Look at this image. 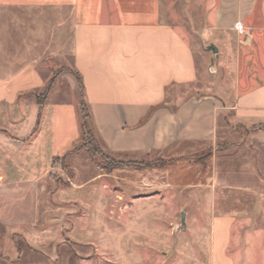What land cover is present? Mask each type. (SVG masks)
Here are the masks:
<instances>
[{
	"label": "rangeland",
	"instance_id": "obj_1",
	"mask_svg": "<svg viewBox=\"0 0 264 264\" xmlns=\"http://www.w3.org/2000/svg\"><path fill=\"white\" fill-rule=\"evenodd\" d=\"M191 3L163 0V20L180 28L191 44L199 72L196 88L232 108L238 97L264 83V28L253 39L246 33L202 40L205 25L187 22ZM58 18L53 9L0 7L6 56L13 59L21 49L49 76L53 92L46 110L55 102H79L81 95L80 83L76 88L69 80L75 75L71 41L52 32ZM47 87L33 90L38 103L45 100ZM225 113L216 150L188 156L189 166L171 167L176 157L159 154L111 156L101 143L99 154L84 150L76 159L55 160L53 174L40 185L35 223L0 226V264H264V192L224 190L213 180L215 157L232 158L229 175L248 164L247 149L256 161L264 159V125H241L233 110ZM21 159L22 178L46 169V161L31 153ZM257 173L264 176L262 159ZM225 217L236 223L225 257L216 258L212 224Z\"/></svg>",
	"mask_w": 264,
	"mask_h": 264
},
{
	"label": "crops",
	"instance_id": "obj_2",
	"mask_svg": "<svg viewBox=\"0 0 264 264\" xmlns=\"http://www.w3.org/2000/svg\"><path fill=\"white\" fill-rule=\"evenodd\" d=\"M193 2L187 7V22L205 25L202 40L246 33L253 39L264 28V0ZM0 7L58 11V27L52 32L71 41L72 69L82 80L84 101L111 156L159 154L176 157L171 167L189 166L188 156L216 150L219 123L227 110L235 112L241 125H264V83L238 97L232 108L196 88L194 51L180 28L163 20V0H0ZM237 24L243 26L241 32ZM2 39L0 33V226L18 229L35 223L40 185L53 174V162L81 145L77 110L82 97L79 102L52 103L46 110L53 91L38 103L33 90L49 86V76L41 74L36 61L25 59L20 48L13 59L7 57ZM76 74L69 80L77 88ZM81 152L70 157L76 159ZM246 152L248 164L234 175L226 173L232 158H214L216 186L264 192V176L257 173L264 159L256 161ZM23 153L46 161V169L22 178L18 169L25 162L20 160ZM235 223L229 217L213 220L216 258L225 257Z\"/></svg>",
	"mask_w": 264,
	"mask_h": 264
},
{
	"label": "trees",
	"instance_id": "obj_3",
	"mask_svg": "<svg viewBox=\"0 0 264 264\" xmlns=\"http://www.w3.org/2000/svg\"><path fill=\"white\" fill-rule=\"evenodd\" d=\"M76 76L81 84L82 101L79 104L77 111H78L79 129H80L82 145L79 148L73 150L71 153H69L65 157H63V159H65L66 157L74 153H77L79 151H84V150L87 151L89 154H99V144L101 143L98 137L97 131L95 129V125H94L93 118L90 113L89 107L84 101L85 90H84L82 80L78 74H76ZM51 90H52V84H50L47 87V90H46L47 95L49 94Z\"/></svg>",
	"mask_w": 264,
	"mask_h": 264
},
{
	"label": "built area",
	"instance_id": "obj_4",
	"mask_svg": "<svg viewBox=\"0 0 264 264\" xmlns=\"http://www.w3.org/2000/svg\"><path fill=\"white\" fill-rule=\"evenodd\" d=\"M235 29L237 32H241L243 30V26L241 24H237Z\"/></svg>",
	"mask_w": 264,
	"mask_h": 264
},
{
	"label": "water",
	"instance_id": "obj_5",
	"mask_svg": "<svg viewBox=\"0 0 264 264\" xmlns=\"http://www.w3.org/2000/svg\"><path fill=\"white\" fill-rule=\"evenodd\" d=\"M211 51H213L214 53H217L218 52V49L215 47V46H211L210 47ZM184 214L182 215V217L184 218Z\"/></svg>",
	"mask_w": 264,
	"mask_h": 264
}]
</instances>
